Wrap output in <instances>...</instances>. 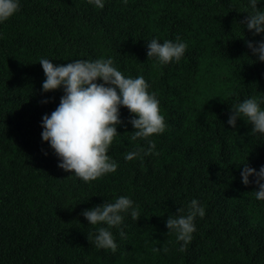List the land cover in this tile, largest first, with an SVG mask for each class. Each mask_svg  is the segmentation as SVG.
Segmentation results:
<instances>
[{
  "label": "trees",
  "instance_id": "obj_1",
  "mask_svg": "<svg viewBox=\"0 0 264 264\" xmlns=\"http://www.w3.org/2000/svg\"><path fill=\"white\" fill-rule=\"evenodd\" d=\"M19 3L0 23V264H264V201L255 198V177L245 186L238 168L247 159L264 167V135L243 120L235 129L227 123L246 99L264 110V63L245 45L264 34L238 24L252 11L249 0H104L103 9L88 0ZM177 38L187 45L178 62L147 58V42ZM41 58H111L126 78L143 76L166 125L149 138L155 148L125 159L148 143L131 139L133 117L121 107L124 123L108 151L115 172L84 182L58 168L41 123L63 90L43 93ZM121 196L140 219L123 214L110 229L117 250L98 249L87 235L107 226L89 225L81 213ZM193 199L205 215L181 252L165 221Z\"/></svg>",
  "mask_w": 264,
  "mask_h": 264
},
{
  "label": "clouds",
  "instance_id": "obj_2",
  "mask_svg": "<svg viewBox=\"0 0 264 264\" xmlns=\"http://www.w3.org/2000/svg\"><path fill=\"white\" fill-rule=\"evenodd\" d=\"M88 3L99 9L105 6L104 0H88ZM249 4L252 11L238 24L252 32L253 36L264 34V10L258 8L257 0H249ZM19 10V0H0V23L10 19ZM245 45L257 57L258 62L264 63V40H245ZM186 47L179 38L175 43L170 40L160 43L157 39H152L146 43L147 58H155L160 65L173 60L178 62ZM39 64L45 75L43 93L63 90L59 105L50 115L45 114L41 123L42 141L50 145L58 158V168L74 174L84 182L96 181L105 174L115 172L117 163L108 155V151L114 137L120 135L117 128L124 123L120 119L121 107L128 109L133 117L128 121L134 129L131 139H143L148 143L146 152L143 148H136L126 153L125 159L132 161L142 152L148 154L155 148L154 142L149 138L162 134L166 125L160 114L159 101L155 94L149 93L148 83L143 76L126 78L113 66L111 58L76 60L64 64H54L41 58ZM48 102L43 100L41 103ZM238 120L251 125L252 135H264V110L256 98L246 99L230 108L228 125L235 129ZM238 168L241 169V180L245 186L251 183L250 177H255V198L264 201V167L257 171L249 165L247 159ZM123 214H129L134 221L140 219L138 208L125 196L117 198L115 202H105L83 211L81 215L89 225L107 226H100L95 234H88V242L98 249L114 253L117 244L110 229L122 225ZM204 215V208L193 199L187 206L186 213L184 208H178L177 214L170 215L165 221L167 233L174 232L177 242H182L179 249L181 252L186 251L192 240V233L196 231V217L203 218ZM119 234L122 238L125 236L122 230Z\"/></svg>",
  "mask_w": 264,
  "mask_h": 264
}]
</instances>
